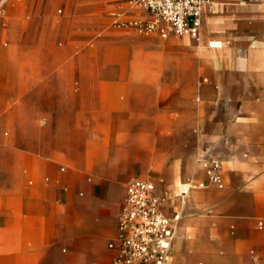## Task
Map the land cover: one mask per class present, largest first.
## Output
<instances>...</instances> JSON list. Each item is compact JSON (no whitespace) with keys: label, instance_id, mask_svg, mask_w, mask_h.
<instances>
[{"label":"crops","instance_id":"1","mask_svg":"<svg viewBox=\"0 0 264 264\" xmlns=\"http://www.w3.org/2000/svg\"><path fill=\"white\" fill-rule=\"evenodd\" d=\"M24 1L28 23L16 0L13 23L0 26V126L13 114L26 132L10 146L0 137V264H111L126 187L138 178L156 184L167 216L180 217L169 264H264V0L205 6V44L202 29L189 35L196 41L185 38L194 56L182 86L175 74H143L125 62L100 75L85 60L12 62L5 35L34 57L47 32L45 0ZM145 63L158 65L131 66ZM163 115L169 122L160 124ZM105 124L127 131L126 143L116 134L90 167L88 132ZM166 126L173 136L163 135ZM204 156L221 161L223 187L209 180Z\"/></svg>","mask_w":264,"mask_h":264},{"label":"rangeland","instance_id":"2","mask_svg":"<svg viewBox=\"0 0 264 264\" xmlns=\"http://www.w3.org/2000/svg\"><path fill=\"white\" fill-rule=\"evenodd\" d=\"M15 1L0 0V26L7 27L13 23L14 18L10 13L15 11ZM45 3L47 6V32L44 36L45 40L41 44V49L37 51L36 56L33 57L30 54L28 56V51L23 55V48L17 46L19 44H17L18 38H14V36L5 35L1 40L2 44L9 50L8 58L12 62L28 57H44L63 61L85 60L95 64V67L91 69H95L97 75L107 74L106 70H111L115 66L117 68L120 65L119 62H125L124 64L128 65L129 70L139 69L143 71V74H154L160 77L168 76L169 73L175 74L176 79L180 81L177 85L182 86L184 84L185 64L189 59H193L194 56L190 46L185 42V38L188 37L193 41H196V38L174 33L167 38H161L159 34L139 32L129 25H116L114 23L117 18L115 13L120 6H127L126 0H45ZM28 6V3L22 0L21 14H23V18H18L22 23H28L29 21H24L28 17V15L24 14L30 10ZM35 7L36 9L34 10L38 12L37 5ZM140 16L141 18H150L148 14ZM236 37L237 39L238 37H245L246 39V36L240 35ZM137 60H153L156 61L158 67H152L151 63H149L150 65L145 63L140 67L131 66ZM73 68V66H69L67 69L71 70ZM96 86L99 91L102 83L98 81ZM166 96L167 93L161 91V99ZM13 104L14 101L12 100L6 101L7 112L12 111ZM97 105L100 107L97 108V111H105L104 103L98 97ZM43 118L45 117L38 116L35 119L34 122L38 128L45 127L47 124L43 125L41 123ZM98 118L105 123H108L110 119L109 116L103 114H99ZM6 119V123L0 126V137L8 142L10 146L14 145L16 140L24 138L26 132L23 129L17 130V118L13 114ZM159 122L160 124L169 122L168 115H163ZM175 123H178V119H175ZM102 127L88 132L89 142H91L89 147L91 155L90 167L99 162L102 154L109 152L116 134L119 143H126L127 131H111L109 124H105ZM6 131L8 134H5ZM35 133L36 137L40 136V130ZM163 135L165 137L173 136L174 130L166 126L163 130ZM133 145L129 150H131L134 160L136 159L133 162L137 164L142 154L141 150L135 144ZM133 162H131V165ZM62 163L70 165V163L65 161ZM126 163L123 162L122 164L126 165ZM137 176L135 175L134 177Z\"/></svg>","mask_w":264,"mask_h":264},{"label":"built area","instance_id":"3","mask_svg":"<svg viewBox=\"0 0 264 264\" xmlns=\"http://www.w3.org/2000/svg\"><path fill=\"white\" fill-rule=\"evenodd\" d=\"M116 12L115 24L131 26L139 32L198 37L205 6L214 0H126ZM142 9L150 18L136 14ZM133 13V14H131ZM128 14V16H127ZM209 180L223 187L222 163L204 156ZM204 185V184H201ZM165 196L157 192L156 184L147 179H134L126 187L123 207L118 216V228L109 247L114 250L111 264H169L179 215L167 216L162 209ZM259 221L258 225L263 226Z\"/></svg>","mask_w":264,"mask_h":264},{"label":"bare ground","instance_id":"4","mask_svg":"<svg viewBox=\"0 0 264 264\" xmlns=\"http://www.w3.org/2000/svg\"><path fill=\"white\" fill-rule=\"evenodd\" d=\"M202 21H203V14H202ZM201 24H202V26H201V27H202V28H201V29H202V32H201L202 34H201V42H200V43H201V45H204V44H205V40H204V32H205V28H204V23H201ZM198 37H199V36H198ZM210 43H212V46H213L212 48L215 49V48H216V44H215V42H212V41H211ZM221 48H222V47H221ZM245 54H246V53H245ZM246 56H247V54H246ZM256 70H257V68H255V67H251V68H250V75L253 76V75L255 74V71H256ZM251 76H250V77H251Z\"/></svg>","mask_w":264,"mask_h":264}]
</instances>
